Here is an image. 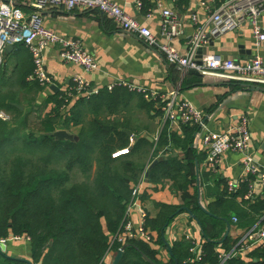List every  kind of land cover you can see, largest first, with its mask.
Here are the masks:
<instances>
[{"label": "trees", "instance_id": "16d2710c", "mask_svg": "<svg viewBox=\"0 0 264 264\" xmlns=\"http://www.w3.org/2000/svg\"><path fill=\"white\" fill-rule=\"evenodd\" d=\"M175 2L183 7L189 0ZM31 84L37 86V92L42 90L38 83ZM132 94L126 89L101 92L88 100H76L81 108H69L65 98L57 95L55 107L40 121L39 135L28 129V118H22L19 109L12 104L0 105V111L15 114L10 122L0 119V239L28 238L33 264H109V253L116 254L124 246L127 247L119 264H165L157 259L158 250L152 248L162 243L161 238L154 243L131 240L123 246L112 245V239L122 228L133 186L144 173L142 161L151 154L152 163L171 146L184 151L189 158L190 142L200 127L182 124V137L166 128L156 145L141 138L129 155L112 158L113 152L129 146L127 126L112 120L106 124L91 121L87 125L84 119L89 113L114 115L123 111L126 108H119L118 103L130 100ZM147 103L151 110L163 113L160 102ZM72 127H80L78 142L57 141L48 135ZM26 154L38 155L39 159L33 162L20 157ZM14 156L19 157L13 160ZM194 165L190 160L185 164L178 154H172L171 159L158 162L148 172L150 183L176 179L175 187L184 194V204L162 206L156 223L150 226L148 220L147 225L161 234L180 210L190 212L199 221L206 239L201 246L204 257L200 264H219L217 247L225 246L228 251L236 243L235 240L231 244L230 237L224 241L223 237L227 225L232 226L233 216L238 217V228L242 230L251 229L258 222L264 226V191L248 204L239 198L247 194L249 185L243 184L239 193L233 195L227 192L226 182L204 212L197 204V195L188 194L189 186L197 179ZM75 172L83 175L84 180L74 181V174H78ZM211 174H204L206 180ZM221 183L223 180L216 186L220 188ZM192 247L187 241L177 244L172 248L174 261L192 264ZM248 256L249 262L238 259L233 264H264V246ZM0 264L28 263L0 255Z\"/></svg>", "mask_w": 264, "mask_h": 264}, {"label": "crops", "instance_id": "0c3cea01", "mask_svg": "<svg viewBox=\"0 0 264 264\" xmlns=\"http://www.w3.org/2000/svg\"><path fill=\"white\" fill-rule=\"evenodd\" d=\"M110 1L118 4L129 16L145 23L158 41L163 43H166V39L162 34L161 10L170 9L174 11L179 16L183 32L179 38L171 42V45L179 50L182 55L187 53L188 41L196 29L192 17L195 15L200 23H204L210 15L200 6V0H189V3L183 7H179L175 0H141L144 6L149 7L148 10H145L144 7L142 12L137 11L135 0ZM149 11L153 12V17L146 20L145 15ZM43 16L44 25L47 29L67 39L81 40L86 50L95 57L98 63V70L87 74L80 66L64 63L59 57L57 47L49 48L45 52V65L48 72L54 77L56 86L48 89L41 88L42 90L37 92V86L27 80L33 67L30 53L22 46L7 48L1 71L2 73L5 72V74L4 78L0 79V88L4 90L7 88L5 85H7L12 92H14L13 89H20L24 99L27 101V106L19 103L18 99H14V97L7 98L4 94L1 96L0 105L12 104L14 108L22 112V118L27 117L29 119L32 115H35L41 121L55 107L58 100L57 95L60 97V95L62 96L65 92H68L72 85V78L78 74L84 75L87 81L94 88L100 89L102 93L125 90L126 88H119L113 92L107 90L108 86L121 82L163 94L177 90L181 100L190 102L195 108L204 113L205 125L203 128L200 127L199 132L194 136V140L190 142L191 154L189 158H187L184 151L171 146L168 148L167 153L161 152L154 160L163 158V161H165L171 159L172 154H178L185 164H188L189 160L194 162L197 179L195 183L189 186L188 194L191 197L197 195L199 208L203 207L206 210L215 201L217 194L222 192L227 181L237 183L243 174V169L239 164V155L234 152H228L220 160L216 172L213 175L211 174L209 181L206 180V175L204 176V174L208 172L205 171L206 150L203 138L207 130H227L238 122L240 115L246 114L250 121L252 134V153L258 163L264 167V152L262 151L264 143L263 92H254L244 86L243 89H239L236 87L238 86L236 83L212 77L200 78L190 75L180 67L170 66L161 52L148 47L137 36L122 31L116 22L102 16L98 12H67L63 8L52 7L45 10ZM261 26L264 30V16L261 19ZM201 51V58L205 55H217L224 59H231L241 63H247L257 54L249 26H244L239 31L226 34L219 40L211 41ZM259 54L264 60V43L259 50ZM131 93L133 94L130 96V100H120L121 102L118 103L119 108H126L124 110L134 107L139 108L146 120L141 130L132 127L131 123L126 124L128 130L125 132L129 138V146L127 148L130 149V152L141 138H146L148 141L151 138L154 142H149L156 145L166 128L169 132H174L180 137L183 136L182 129L172 126L165 119L163 113L161 114V112L151 110V107H148L149 104L147 102L150 101L145 100L138 93ZM13 94L14 96L17 95L15 92ZM78 99H85V97H77L69 105V108L74 106H76L74 108H81L80 104H76ZM23 101L21 99L22 103ZM147 108H150V110ZM2 112L11 116V120L15 116L12 112L4 110ZM72 128L77 129L78 136L80 127ZM133 128L137 130L133 131ZM127 132L130 133V136ZM151 159L152 155L150 154V157L142 161L147 174L150 171V165L153 163H150ZM222 180L223 184L221 183L222 185L219 188L216 184ZM176 183V179H166L155 184L148 182V179L144 181L141 200L144 209L147 211L148 220L151 223L150 226L154 225L159 219L162 206L179 207L184 204V194L175 187ZM258 194L261 195L262 192L259 191ZM139 216V210L136 208L133 211L135 223H138ZM194 218L196 219L190 212H182L180 210L161 234L157 231H152V228L149 227L154 236V242L159 241L160 238L162 241V243L152 246L153 249H157L159 252L157 255L158 260L165 264H173L174 262L176 264L177 260L174 261L173 259L172 248L177 244L185 243V233L191 234L198 246H203L206 239L198 223L199 221L197 222V219L195 220ZM228 229L230 233L226 237ZM232 231H235L238 236L242 229L237 228L233 224L232 226L228 224L223 236L224 241L230 237ZM236 237H230L231 244L236 240ZM2 241L6 242L3 244ZM0 245L4 246L2 247L4 255L32 262V245L28 238H23L19 241H12L11 238L0 239ZM216 250V252L227 251L225 246L217 247ZM114 257V253L108 255L106 262L111 264Z\"/></svg>", "mask_w": 264, "mask_h": 264}, {"label": "built area", "instance_id": "2783aa9c", "mask_svg": "<svg viewBox=\"0 0 264 264\" xmlns=\"http://www.w3.org/2000/svg\"><path fill=\"white\" fill-rule=\"evenodd\" d=\"M135 5L138 12L143 11L144 4L141 0H135ZM200 6L210 14L209 18L206 22L200 23L197 16L192 17L196 29L188 41L187 53L182 55L171 45V42L182 35L183 26L179 16L170 9L161 10L162 34L166 39V43H163L158 41L145 23L129 16L118 4L110 0H0V71L4 64L6 49L18 46L24 47L31 55L33 70L27 79L28 82L38 83L44 89L56 86L54 77L45 65V52L49 48L57 47L59 57L64 63L80 66L87 74L98 70L95 57L86 50L81 40L61 37L45 27L43 12L53 7L63 8L67 12L100 13L116 22L122 31L137 36L148 47L161 52L170 66H177L185 71L193 70L203 77H212L242 86L264 87V60L259 54L264 43V30L261 26V19L264 16V0H200ZM152 17L153 12L150 11L145 15L146 20ZM244 26H249L252 32L257 51L253 59L247 63H241L217 55L200 57V51L206 48L211 41L239 31ZM71 83L69 91L62 95L69 105L77 97L83 96L91 99L101 93V90L94 88L82 74L75 75ZM119 88L138 93L147 101L160 102L165 119L180 130L182 124L197 125L201 128L205 125L204 113L190 102L181 100L177 90L163 94L142 87H133L125 82L110 85L107 90L113 92ZM0 119L10 122L11 116L0 111ZM251 142L250 121L246 114L240 115L238 122L227 130H207L203 138L207 155L205 171L208 173L216 172L220 160L226 153L234 152L239 155V164L243 169V174L237 183L227 181L226 189L229 194L237 195L243 184H248L247 194L239 198L248 204L259 196V191H264V167L255 159ZM129 154V148L117 150L112 154V158L118 159ZM146 174L147 170L142 174L139 183L133 186L132 198L127 206L122 228L113 237L112 245L117 243L123 246L131 240H143L147 243L155 241L148 228V214L141 200ZM136 208L140 215L138 223L133 220V211ZM232 224L238 228L237 216L232 217ZM21 239L23 238H11L12 241ZM184 240L193 244L190 252L194 254V258L189 262L200 264L204 257L201 246L196 244L189 233L184 234ZM2 242L4 244L6 241ZM263 246L264 226L258 222L251 229L242 230L236 237V243L232 248L218 252L219 264H233L238 259L250 261L248 255L254 249Z\"/></svg>", "mask_w": 264, "mask_h": 264}, {"label": "rangeland", "instance_id": "374dc122", "mask_svg": "<svg viewBox=\"0 0 264 264\" xmlns=\"http://www.w3.org/2000/svg\"><path fill=\"white\" fill-rule=\"evenodd\" d=\"M1 71H2V69H1ZM1 71H0V73H1L0 74V79H3L5 72L2 73ZM0 83H1V81H0ZM5 87H7V88H5L4 90H3V88H0L1 91H2V93L0 94V100L2 98L1 97L2 94H4L7 98L8 97H11V98L14 97V99H18L19 103H21L24 106H27V101L24 99L23 93H22V91L20 89H13L15 94H17L16 96H14V94H13L14 92H12V90H10L7 85H5ZM21 99L24 100L23 103L21 102ZM111 120L114 121L115 123L119 124V125H124V124L126 125L127 123L128 124L131 123L132 127H135L137 129L141 130V128L143 127V123L146 120V117L143 115V112L139 108H135L134 107V108H129L128 110L120 111L117 114H114V116L108 115V114H105V113H100L98 115H96L94 113H89L85 117L84 123L88 125V123L91 122V121H97V122H101V123H105L106 124L107 122H109ZM136 125H138V126H136ZM27 127L34 135H39L41 133L40 120L35 115H32L28 119V126ZM135 128H133V131L137 130ZM69 132L72 133V134L77 135L78 131L75 128H71L69 130ZM18 157L19 156H14L13 160H15ZM20 157H22L24 159H29V160H31L33 162H36L39 159L38 155L32 157V155H30V154L22 155ZM10 170L11 169H8V171H10ZM61 170H63V169H61ZM75 173H78V172H75ZM73 179H74V181H81V180H84V176L79 174V173L78 174H74V178ZM173 182H175V181H173ZM236 236H237V233L235 231H232L230 237L234 238Z\"/></svg>", "mask_w": 264, "mask_h": 264}, {"label": "water", "instance_id": "95a60500", "mask_svg": "<svg viewBox=\"0 0 264 264\" xmlns=\"http://www.w3.org/2000/svg\"><path fill=\"white\" fill-rule=\"evenodd\" d=\"M8 48H12V47H8ZM202 51H200L199 54H201ZM190 75H194V76H197V77H200L202 78L203 76L199 73V72H196V71H193V70H190V71H187ZM53 88V87H52ZM246 88L250 89L251 91H256V92H263L264 93V88L261 87V86H253V85H247ZM127 134L130 136V133L127 132ZM50 137H53L55 140L57 141H70V142H78L79 141V137L75 134H72L66 130H57L53 133H49L48 134ZM149 141L150 142H154L153 139L149 138ZM262 151L264 152V143H263V146H262ZM164 159L161 158L159 160H154L153 163L150 165L149 169L151 170L158 162L160 161H163ZM146 179H148V174H146ZM201 209L204 211V212H207L206 209H204L203 207H201ZM195 219V218H194ZM196 220V219H195ZM198 222V220H196ZM199 223V222H198ZM229 233H230V230L228 229L227 233H226V237L229 236ZM2 245H0V255H4L3 251H2ZM127 246H124L122 249H120L117 254L115 255L113 261L111 264H119L122 257H123V254H124V251L126 249ZM25 261V260H24ZM26 262L28 264H33L32 262L30 261H27ZM177 264V262H176Z\"/></svg>", "mask_w": 264, "mask_h": 264}]
</instances>
